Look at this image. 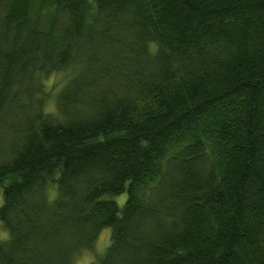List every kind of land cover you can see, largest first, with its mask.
I'll list each match as a JSON object with an SVG mask.
<instances>
[{
    "label": "trees",
    "instance_id": "trees-1",
    "mask_svg": "<svg viewBox=\"0 0 264 264\" xmlns=\"http://www.w3.org/2000/svg\"><path fill=\"white\" fill-rule=\"evenodd\" d=\"M0 189V264H264V0H0Z\"/></svg>",
    "mask_w": 264,
    "mask_h": 264
},
{
    "label": "rangeland",
    "instance_id": "rangeland-1",
    "mask_svg": "<svg viewBox=\"0 0 264 264\" xmlns=\"http://www.w3.org/2000/svg\"><path fill=\"white\" fill-rule=\"evenodd\" d=\"M55 79H56L55 76H52L50 78V80L48 81L49 86L54 84ZM2 196H3L2 190L0 189V204L2 203ZM125 200H126V195L121 196L119 198V202L121 204L124 203ZM110 233H111V229H109V228L105 229L101 233L99 240H98V243H97V247H96L97 252H101L108 245V243L110 241ZM7 236H8L7 231L0 221V239H4ZM94 258H95L94 252H86V253L82 254L78 259H76L74 264H89V262H91Z\"/></svg>",
    "mask_w": 264,
    "mask_h": 264
}]
</instances>
